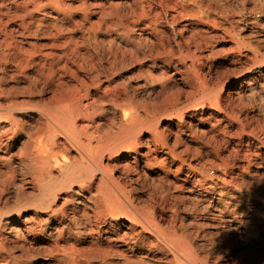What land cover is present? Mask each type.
Here are the masks:
<instances>
[{
    "label": "rangeland",
    "instance_id": "1",
    "mask_svg": "<svg viewBox=\"0 0 264 264\" xmlns=\"http://www.w3.org/2000/svg\"><path fill=\"white\" fill-rule=\"evenodd\" d=\"M157 1L158 0H149L150 7L153 10L156 9L160 11V14H163L161 16V19L162 17L163 19H160L161 21L160 23H157V25L159 24L158 27L162 28L164 31L163 33L166 37L164 36L163 39L168 37V40H164L166 47L163 51H161L160 55L153 57V55L150 56L149 52L146 51V55L148 54V57L145 58L146 60H144V63L149 66L153 65V67H149L152 75L155 76L151 80L152 82H154V80L156 81L152 83L149 80L147 89L149 90L150 88V90L153 91L149 92L147 95H143V93L132 89V87L137 82H143L141 77L136 80L131 79L132 81H128L126 77L127 75L129 76L137 72L138 64L136 62L133 63V60H129L130 62L128 61V68L126 67L125 69H123L124 67L119 68L120 63L117 62L113 71L114 73L118 72L121 76H124V81H127L126 83L131 84H127L128 91L135 99L138 98L137 100H141L147 98L146 100L152 103H160L162 99H167L166 101L171 105H168L165 108L160 107L161 109L157 108L155 112L151 111L152 113L150 114L151 116L154 115L152 117V120H154H151L150 126H146L147 131L145 125H140L142 127L138 126V128H134L135 130L133 129L134 132L131 133L133 134L131 137H135V140H132L133 137L132 139L130 137L129 139L127 138L126 140L124 139V141H122L123 138L121 137L126 135V133L123 132V129L121 128V124L125 118H119L118 125L115 129V135L118 137V141H121L117 144H123H121V146L117 145L118 152L116 151L110 155L105 153L106 159L104 160V162H107L108 159L110 162L113 161L112 163L114 164V168L112 170V174L119 183L117 184V192L119 193H117V195L119 199L123 198L124 203L127 204L132 202L131 205H137L136 207L140 208L145 215L149 216V218L151 216V218L162 228H160L161 230L166 231L167 233L170 232V234H173L174 231L176 234L180 233L178 234L180 238L184 237V239H187V241L191 242L194 250L198 255L200 254V258L203 259L207 264H264V0H194L195 4L192 1L194 7L191 5L192 3H190L191 1L188 3V1L186 2L185 0H162L160 1V5H158ZM170 2H173L175 5H173V3L171 5ZM180 3L184 6H181ZM185 5L192 7L193 10L195 8L196 11L194 10L193 15L191 12L186 11V9H182L186 7ZM177 11H181V13H178ZM171 14H174L175 16L173 15L174 17H172ZM191 25H196V29L200 31L195 32L197 37L200 34L198 38L196 37V47L192 45L190 46V48H192L191 50H195L196 56L193 69L191 70L194 82H192L189 77H187V71L184 69V65H182L184 62L185 65L189 64L188 60L185 59L187 54L185 51V44L187 43V37H189L188 34L190 33V30L188 29H190ZM113 35L114 33L112 36ZM103 37V41L100 43L98 42L99 46L96 49L98 52L95 50V52H93L95 54H93L87 51H80V57H78L77 55L68 51L69 54L68 52L66 53V62L68 61L67 63L74 67L79 66L81 63L83 69L85 68L86 70H90V67L95 65L96 67H94L97 68V70L103 71L104 73V71H106V66L109 65L106 59L111 58L110 56L113 55V51L117 56V60L120 59V57H122L120 56L122 53L121 51L126 45L121 41V39H116L117 43L119 42V46L117 48L116 42L112 46V44L106 40L108 35L105 34V36H102V38ZM30 39L33 42L36 41L35 44L38 43L37 46L39 47H35L36 50L40 48H43V51L46 52L50 50L48 49L49 47L40 45H43L45 41L48 42V38L46 40L41 35H35ZM166 41H171L170 43L176 49L178 46L175 44L179 43L181 46H179V50L174 52L176 54H174L172 58L173 61H176V56L180 53L182 55L181 59L177 60L176 62L174 61L175 64L172 62L173 65L167 63L169 54ZM107 42L109 44H107ZM101 44L103 46H100ZM108 46L111 48H108ZM102 48H107L109 49L108 52H110L108 53L106 52L107 49L103 50ZM165 51L168 55H166ZM163 52L164 55L162 54ZM129 54L130 53L127 52L123 55L128 57ZM105 55H109V57L106 56V58ZM90 57H93L94 60H92L93 58L91 59ZM95 58L100 59L96 60ZM128 58L130 59V57ZM47 62L48 58L45 59L46 64ZM81 65L80 67H82ZM160 70L161 72L165 70L168 73L173 71L171 73L173 78L171 77L167 80L165 78L167 75H161ZM156 72L159 74V77L157 76ZM79 73L81 74V72ZM100 74L101 73H99V81H101L100 84H103L104 77L102 74ZM92 75L95 76L94 73ZM163 77L165 79H163ZM156 79H159V82H157ZM242 80L244 82H242ZM6 83L10 85L9 81ZM154 90L159 93L156 94L157 92ZM138 95H140V97ZM18 98L22 99V97ZM33 99L39 100L41 97L36 96ZM169 99L175 100L170 101ZM176 108L181 109L178 111ZM90 112L91 107L82 109V115L79 117V119H77V124L79 125L78 128L80 127L78 131L80 133L81 141L85 143H87L86 141L89 142L88 146L91 148L92 154L94 150L93 159H95V155L97 156V154L100 152L101 142L98 139V136H100L103 132L99 131L100 129L95 128L94 126L92 127L87 125L84 119L80 120L82 116L87 117ZM190 113H193L194 117V120L192 121L193 125L191 126L186 123L187 115ZM178 118L183 120V125L179 130L180 132L178 139L175 140L172 134V131H175V128L173 127L172 123L177 121ZM155 122L157 124H155ZM152 123L153 125H156V128L160 132V135H158L156 138L153 136V133L156 129H154L155 126H153ZM32 129L30 131H32ZM136 132L139 133L134 135ZM25 139V136L21 135L13 142V144L8 149V152H10L9 154H11L12 161H7V159H4L5 161L3 160L1 164V170L3 169L2 171L4 174L3 176L0 175V177H2L0 178V183H3L0 184V194L2 196H0V200L2 199L1 201L3 202L2 203L0 201V215H2L0 216V221H3L4 223L2 222V224H0V232L3 233H0V237L2 236L3 239L2 240L0 238V264H71L70 258L74 257V254L69 253L70 250L65 248L66 242L64 240L75 243V247L79 248L78 251H80V258L83 257L82 255L85 256L86 250L89 246L88 243L84 242L87 237L83 234V236L79 235L76 229L83 230L87 226V220L84 215L85 213L87 214V212L88 214H91L89 208L91 203L86 202L85 204L88 208L84 209L85 213L83 212L80 214V212L83 211V209L81 210L80 208L77 211L78 213H75V219L71 220L69 216L71 215L72 209L70 208L76 206L78 204L77 202L80 201L83 196H88L89 193L91 195L97 194L99 180L96 179L100 176V173L95 170L92 172L91 177L85 179V182L82 181L81 183L76 181L77 183H74L75 181L73 180L72 182L71 180V182L67 181L65 185H62L64 177L82 171L87 168V166H92V162H89L91 160L85 158L81 151H78L79 149L75 143L72 141L71 143L66 137H64V135L59 133L58 139L61 141V143L64 142V139L67 141L66 143L64 142L66 146L62 143V145L59 146L60 149L59 147L55 149L57 154V162L59 163L60 160L66 161V165H61V170H66V174L59 170L58 163L54 161L51 167V176L44 177L42 181H37L36 177L38 175L32 172L34 171L33 168L26 166V164L20 163L18 160L19 153L23 151V141H25ZM127 140L136 143L137 152H131L127 149H120L123 145L130 143V141ZM146 143H150L147 145L149 146L148 148ZM155 146L157 148L154 152L151 149ZM62 148L66 149V153ZM148 149H150V154L146 153L145 156V152ZM3 152L4 150H0V153H2L4 156L5 154ZM126 152L130 153L129 157H125V155H127ZM144 158L147 160H144ZM160 160L162 161L160 162ZM241 163L243 164L242 166L240 165ZM8 164H13V166ZM243 169L244 171H242ZM4 170H7L8 173ZM10 171L12 172L9 173ZM3 178H5L7 182L4 183L5 180H3ZM51 179L55 180L52 181ZM32 180H35V183ZM86 181L90 182V189L88 188L90 191L86 190L85 188L79 190V185L86 184ZM59 182L61 187H56V189H58L56 191V198L58 201L56 200L52 202L51 207L56 206L59 208L61 205L58 206V204L62 202V198H64L65 193L69 191V194L70 192L72 194V200L70 199L71 201L69 200L70 202L68 201L64 207V211H66L65 213L67 214L66 218L69 219V228H71L70 236L68 239H65L66 237L64 233L62 237L65 238H61V240H59L60 238L54 239L47 235L46 225L53 221H50L48 218V215L50 214V208H41L37 205V200H33V198L38 199V197H40L39 195L42 193V187L44 184L47 183L51 184V186H54ZM32 184L35 186L33 187ZM1 185H3V187H1ZM7 187L8 189H6ZM67 187H70L69 190ZM63 188H65V190ZM188 188H190L191 191ZM122 189L125 192L122 191ZM15 191L16 193L19 192L17 193L19 198ZM38 191L40 192L39 194ZM79 191L82 192L80 193ZM21 192L23 193V196H20L22 194ZM187 193H193L192 195L195 197L197 196L196 198L198 199H187ZM234 194H243L244 198H242V200H239V198L238 200H235L233 199ZM248 194L251 195L249 196ZM5 195L8 197L7 200L6 198L4 199ZM247 195L249 196L248 198H246ZM125 196L127 200L124 198ZM194 201L197 202L195 203ZM225 208L234 209L237 212V218L230 221L229 219L231 218L225 217L224 214L217 215V210L219 211ZM128 209H130L129 206ZM46 213L48 214L46 215ZM32 215H34L33 217L36 220L32 217ZM36 215L37 217H35ZM22 217L33 219L27 220L25 222L23 221ZM38 218L39 220H37ZM40 219H45L46 221L44 220V222ZM4 220H9L8 224L4 225ZM117 220L118 222L120 221V219ZM236 221H241L243 223L242 226H240ZM38 223H40L43 228L40 227L41 225L39 224V226ZM33 224H36V226ZM96 224H100L99 227L101 229L103 228L101 223ZM10 225L21 226L23 229L16 234L8 229ZM49 225H53V222ZM5 226L8 227L6 228ZM29 227H33L32 232L29 231ZM39 228H42L43 231L39 232ZM231 228H233V230ZM178 229L182 232H179ZM30 232L34 233L31 234ZM13 235H15L17 238ZM48 236L51 237V239L48 238ZM11 239L13 240L11 241ZM49 244L53 245L51 246ZM85 245L87 247H85ZM65 250L67 252H65ZM93 256L92 257L94 259L91 258L90 261L93 264H121V259L116 255L110 254L103 260L102 255ZM154 256H157L155 251L150 253L149 262ZM95 257L99 258L96 259ZM66 261L68 262L66 263ZM146 262L148 261L146 260ZM152 262L153 261H151V263Z\"/></svg>",
    "mask_w": 264,
    "mask_h": 264
},
{
    "label": "bare ground",
    "instance_id": "2",
    "mask_svg": "<svg viewBox=\"0 0 264 264\" xmlns=\"http://www.w3.org/2000/svg\"><path fill=\"white\" fill-rule=\"evenodd\" d=\"M144 1L143 0H0V150H4L3 153L5 154L3 156L2 153H0V175L3 176V174H4L2 171L3 169L1 170L2 161L4 159L5 160L7 159V161L11 160V154H9L10 152H8L9 147L13 144V142L19 136L24 135L26 139H25V141H23L24 143L22 142L24 145L23 151H21V153H19V155H18L19 162L26 164V166L33 168L34 171H32V172L36 173L38 175L36 177L37 181H39V180L42 181L44 177H50L52 174L51 173L52 164L54 163V161L56 163H58L57 162V154H56L55 149H57V147L61 146L62 143L64 144V142L66 143V141H67L64 139V142L61 143V141L58 139L59 133L64 135V137H66L70 142L72 141L73 143H75V145L79 149L78 151H81L83 156H85V158H87L88 160L90 159L91 161H89V162H92V164H91L92 166H87V168H85L82 171H79L77 173L71 174L70 176L64 177L62 185H65L67 181L71 182V180H72V182L74 180L75 181L74 183H77L78 181L81 183H82V181L85 182V179L86 178L88 179L89 177H91L92 172H94L95 170H97L100 173V176L98 175L99 177L96 179V180H99V182L97 181L98 182L97 194L91 195L89 193L88 196H83L81 198V200L77 202L78 204L76 206H74L73 208L72 207L70 208V209H72L71 215L69 216V218L71 220V219H75V213L80 208H81V210L83 209V211L80 212V214H82L84 212V209L88 208L85 204L86 202L91 203V205L89 207L91 214L90 213L88 214V212L86 214L84 212L85 213L84 216L86 217V220H87V224H86L87 226L83 230L76 229L77 233H79V235H81V236L85 235L87 237L86 239L84 238L85 239L84 242L88 243L89 246L86 250L85 256L81 254L83 257L80 258V256H79L80 251H78L79 248L75 247V245H74L75 243L74 242L71 243L68 240H64L66 242V243L64 242L65 248L70 250L69 253L74 254V257L70 258L71 264H93L90 262L91 258L94 257L93 255H96V256L102 255V257H103L102 260H103L106 256H108L110 254L116 255L118 258H120L121 264H207L203 259L200 258V256H199L200 254L198 255L197 252L194 250L191 242L187 241V239H184V237L180 238V236L178 235L180 233L176 234V232L174 231L175 229L173 230L174 231L173 234H170V232L167 233L166 231L161 230L162 228L158 225V223L156 221H154L151 218V216L149 218V216L145 215L140 208L136 207L137 205L136 206L131 205L132 204L131 201H130L131 203L126 204V203H124L123 198L119 199V197L117 195V193H118L117 192V190H118L117 184H119V183L116 181V179L114 178V176L112 174V170L114 168V164L112 163L113 161L110 162V160L108 159L107 162H104V160L106 159L105 153L110 155L116 151L118 152L117 145L121 146V144H123V143L117 144L119 141H118V137H116V135H115V129L118 125L119 118H123V117L125 118L121 124V128L123 129V132L126 133V135L124 137L123 136L121 137V138H123L122 141H124V139L125 140L127 138L129 139L131 137V135H133L131 133H133L135 130L134 128H136V127L138 128V126L142 127L145 125L146 131H147V127L150 126L152 117L154 116V115L151 116L150 113H152L153 111L155 112L157 108H160V107L165 108L166 106L171 105L166 101L167 99H162V101L160 103L149 102L146 100L147 98L141 99V100H137L138 98L135 99L133 97V95H131L130 92L128 91L127 84H130V83H126L127 81L125 82L123 79L124 76H121L118 72L114 73V71H113V69L115 68L114 66L117 62L120 63L119 68L124 67L123 69H125L127 67L128 61L133 60V63L136 62L138 64L137 72L132 74V75H129V76L127 75L126 77H127L128 81L131 79L136 80V79H139V77H141L143 82L141 81V83L137 82L135 85L133 84L134 86L132 87V89L143 93V95L144 94L147 95V94H149V92L153 91V90H150V88H149V90L147 89L148 81L150 80V82H152L151 79H153V77H155V76L152 75L151 70L149 69V67L150 66L153 67V65L149 66V65H146L144 63V60H146L145 58L148 57L147 56L148 54L146 55V51L149 52L150 56L153 55V57L160 55L161 51H163L164 48L166 47L165 46L166 43H164V40H166V39L168 40V37L166 39H163V37L165 36L163 33L164 31L162 28L158 27L159 24L157 25V23H160V21L163 19V17L161 19V16L163 14H160V11H158L156 9L155 10L151 9L149 0H147L148 2L147 1L144 2ZM160 1H162V0L157 1L158 5H160ZM175 1H177V0H175ZM181 1H183V0H181ZM185 1L186 2L188 1V3H189V1H191L190 3H192V1H193V3H194V0H185ZM164 2H162V3H164ZM172 3H171V5H172ZM193 3L191 5H193ZM166 4H167V2H166ZM168 5H169V3H168ZM173 5H175V4L173 3ZM181 6H184V5L181 4ZM193 7H194V5H193ZM182 9L183 10L186 9V11L191 12L192 15L194 14V10H195V8L193 10V8L189 7V6H186ZM178 13H181V11ZM173 15H172V17L175 16V15L174 16ZM191 17H193V16H191ZM172 19H174V18H172ZM195 23H196V21H195ZM186 24H184V25H186ZM190 24H191V22H190ZM195 26L191 25L190 29H188V30H190V33L188 34L189 35V37H187L188 39L186 38L187 43L185 44L186 45L185 51L187 52L185 59L188 60L189 64L185 65V62L182 64V65H184V69H186V71H187V77H189V79L192 82H194V80H193V74H192L191 70L193 69V65H194V61H195L196 56H195V50H191L192 48H190V46L192 45V46L196 47L195 41H196L197 36H196L195 32L199 31L198 29H196ZM135 30H137V31H135ZM182 30H184V29H182ZM199 32H198V34H199ZM113 33H114V35L112 36ZM105 34L108 35V38H106V40H108L109 43L112 44V46L116 42V45L118 48L119 42L117 43L116 39H121V41L124 42V44L126 46L123 47L122 51L119 50L122 52L120 55L122 57L119 56L120 59L117 60V56L115 55L114 51L112 52L113 55L110 56L111 58L106 59L107 62L109 63V65L106 66V68H105L106 71H104V73H103V71L97 70V68H95L96 67L95 65H94L95 67L91 66L90 70L89 69L86 70L85 68H84L85 69L84 70L80 61H79V63L82 67H80V65L76 66L77 64L75 65L76 67H74V66H71L69 63H67L68 61L66 62V53L68 51L77 55L78 57H80V53L82 51H87L90 53L95 52V50L99 46L98 42L100 43L103 41L104 37L102 38V36H105ZM180 34H181V32H180ZM35 35L36 36L41 35L46 40H47V38L49 39V40H47L48 42L45 41V43L43 45L40 44L41 46L49 47L48 49H50V50L48 52L43 51V48L36 50L35 47H39V46H37L38 43L35 44L36 41L33 42L30 39ZM199 35H198V37H199ZM106 40H104V41H106ZM171 41H168V42L166 41L169 55L166 52L167 48H166L165 52H166V55H168V59H167L168 64H172V62L174 63L175 60L173 61V59H172L173 55L176 54L174 52L179 50V46H180L178 43V44H175L176 46H178V48L177 49L174 48L173 45L170 43ZM176 41H175V43H176ZM173 42H174V40H173ZM40 43H43V42H40ZM109 43L107 42V44H109ZM100 46H103V45L101 44ZM109 47L110 46H108V48ZM121 47H122V45H121ZM102 49L105 50L107 48H102ZM98 50H100V49H98ZM108 50L109 49H107L106 52H108ZM69 52H68V54H69ZM127 52L130 53L128 56V57H130V59L128 57H126V55H123ZM93 54H95V53H93ZM162 54L164 55V52ZM90 55L93 56L92 54H90ZM67 56H69V55H67ZM70 56H71V54H70ZM89 56H88V58H89ZM106 56L109 57V55H105V57ZM181 56L182 55L179 53L176 56L177 57L176 61L181 59ZM94 57H95V55H94ZM47 58H48V62L46 64L45 59H47ZM63 58H64V60H63ZM97 59H100V58H97ZM165 59H166V57H165ZM75 60H77V59H75ZM92 60H94V58ZM160 61H162V60H160ZM163 61H165V60H163ZM74 62H72V63H74ZM99 62H100V60H99ZM152 62H154V61H152ZM86 68H89V67H86ZM98 68H100V67H98ZM116 69H117V67H116ZM79 72H81V74ZM105 72L107 73V75ZM131 72H132V70H131ZM93 73L95 74V76L92 75ZM99 73H101L104 77V83L102 81L103 84H100L101 81H99V79H100ZM171 73H168L165 70L161 72V70H160L161 75L162 74H163V76L167 75V76H165V78L167 80H168V78L172 77ZM156 74H157V72H156ZM88 75H89V77H88ZM115 75H116V77H115ZM158 75L159 74H157V76ZM161 78H162V76H161ZM165 78L163 77V79H165ZM194 78H196V77H194ZM158 80H157V82H159ZM187 80H188V78H187ZM8 81L10 82V85L6 83ZM154 82H156V81L154 80ZM154 82H152V83H154ZM160 82H161V80H160ZM242 82H244V81L242 80ZM171 83H172V81H171ZM189 84H190V82H189ZM158 86H159V84H158ZM165 86H166V84H165ZM162 87H163V85H162ZM163 88H161V89H163ZM155 92H157V91H155ZM158 93L159 92H157L156 94H158ZM36 96L41 97V99H39V100L33 99ZM43 96H46V97H43ZM138 96L140 97V95H138ZM18 97H22V99H20ZM163 97H164V95H163ZM171 100L174 101L175 99L174 100L171 99ZM87 107H91L90 114L87 117L82 116L80 118V120L84 119V121L87 125L92 126V127L94 126L95 128L100 129L99 131L103 132L100 136H98V139L101 142L100 143V152L97 154V156L95 155V159H93L94 150H93V154H92L91 148L88 146L89 142L86 141L87 143H85V142L81 141L80 133L78 131L80 127L78 128L79 125L77 124V119H79V117L82 115L81 110L84 108H87ZM179 109H181V108H178L177 110L179 111ZM175 113L178 114L177 112H175ZM193 120H194L193 113H190L189 115H187L186 123L189 126L193 125L192 124ZM156 122H155V124H157ZM173 122H174V120H173ZM79 123H80V121H79ZM84 124H81V125H84ZM140 125H142V126H140ZM152 125H153V123H152ZM152 125H151V127H152ZM172 125L175 128V131H172V134H173L175 140H177L179 137V132H180L179 130L181 129V126L183 125V120L178 118L177 121L172 123ZM153 126H155L154 129H156L155 132L153 133L154 134L153 136L156 138L158 135H160L159 134L160 132L156 128V125H153ZM95 128H94V130H95ZM31 129H32V131H30ZM91 130H92V128H91ZM152 130H153V128H152ZM138 133L139 132H136V134L134 133V135H137ZM38 134H40V135H38ZM121 135H123V134H121ZM132 137H131V139H132ZM83 138H84V136H83ZM152 139H153V137H152ZM132 140H135V137H133ZM84 141H85V139H84ZM127 141H130V140H127ZM150 143H146V146ZM148 147L149 146H147V148ZM74 148H75V146H74ZM156 148L157 147L155 146L151 150L155 152ZM59 149H60V147H59ZM62 149H64V148H62ZM120 149L121 150L127 149L128 151L135 152L136 151V143L130 141L129 144L123 145L122 148H120ZM64 150H65L64 152L66 153V149H64ZM149 152H150V149H148L145 152V156H146V153H149ZM126 153H127V155H125V157H129L130 153L129 152H126ZM67 155H69V154H67ZM145 158H144V160H147ZM70 159H71V157H70ZM161 161L162 160H160V162ZM9 163H11V162H9ZM59 163H58L59 170L66 174V170L65 171L61 170L62 166H63L62 164L66 165V161L60 160ZM8 165H11V164H8ZM240 165L242 166L243 164L241 163ZM259 165H261V164H259ZM5 166H4V168H5ZM11 166H13V164ZM123 166H125V165H123ZM255 166H256V164H255ZM117 167H119V166H117ZM243 168H244V166H243ZM10 169H12V168H10ZM244 169L242 171H244ZM7 170H4V171L7 172ZM11 172L12 171H10L9 173H11ZM55 172H54V174H55ZM96 177H94V178H96ZM0 178H2V177H0ZM5 178H3V180H5L4 183L7 182ZM91 179H93V178H91ZM53 180H55V179H53ZM24 181H25V179H24ZM29 182H31V181H29ZM239 183H241V182H239ZM0 184H3V183H0ZM6 184H8V183H6ZM19 185H20V183H19ZM32 185H33V187L35 186L34 184H32ZM57 186L61 187L60 182L54 186L53 185L51 186V184H47V183L44 184L42 187V193L39 195L40 197H38V199L33 198V200L34 201L37 200V205L41 208H43V207L50 208V210L48 209L50 211L48 218L50 221L53 220L52 221L53 225H49L52 222L46 225L47 235L51 236L54 239L60 238L59 240H61V238H65V237H66L65 239H68V237L70 236V231H71L70 229L71 228H69V222H68L69 219L66 218L67 214L65 213L66 211H64V209H65L64 207H65L66 203L71 199L72 194H71V192L69 194V191L65 193L64 198H62V202H60L61 204L57 203L58 206L61 205L59 208H57L56 206L51 207V205H52L51 203L57 200V198H56V196H57L56 191L58 190V189H56ZM67 186H68V184H67ZM89 186H90V182L86 181V184H81V185H79L78 188H80L79 190H82L84 188L86 190H89L90 189ZM1 187H3V185H1ZM69 188L67 187L68 190H69ZM4 189H5V187H4ZM6 189H8V187ZM31 189H33V188H31ZM63 189L65 190V188H63ZM188 189L190 190V188H188ZM16 191H17V189H16ZM16 191H15V193H16ZM60 191H62V190H60ZM122 191H124V190L122 189ZM19 192H20V190H19ZM19 192H17V193H19ZM12 193H14V192H12ZM23 193H24V191H23ZM23 193L20 196H23ZM39 193L40 192L38 191V194ZM95 193H96V191H95ZM192 194L187 193L186 198L189 200H192L195 198L197 200L198 199V198H196L197 196L195 197ZM12 195H14V194H12ZM121 195H123V194H121ZM184 195H185V193H184ZM248 195L250 196L251 194H248ZM248 195L246 196V198L249 197ZM0 196H1V194H0ZM5 196H4V199L6 198V200H7L8 197L7 196L5 197ZM126 196L124 198H126ZM18 198H19V195H18ZM179 198H180V196H179ZM238 198H239V200H242V198H244V195L243 194H241V195H235L234 194L233 199L238 200ZM126 200H127V198H126ZM126 200H125V202H126ZM74 201H76V200H74ZM127 202H129V201H127ZM194 202L196 203L197 201H194ZM88 206H89V204H88ZM128 206L130 207V209H128ZM221 210H219V211L217 210V213H218L217 215L224 214L225 217L231 218V219H229L230 221L232 219L235 220V218H237L236 217L237 212L234 209L225 208V209H221ZM87 211H88V209H87ZM214 213H215V211H214ZM47 214L48 213H46V215ZM254 214H256V213H254ZM16 215H17V213H16ZM0 216H2V215H0ZM33 216L34 215H32V217ZM120 216H122V217H120ZM220 216H222V215H220ZM23 217H25V216H23ZM35 217H37V215ZM33 218H30V219H33ZM30 219L23 218V221L26 222L27 220H30ZM117 219H120V221L118 222ZM37 220H39V218ZM40 220L44 221L45 219H40ZM240 220H241V218H240ZM8 221L9 220L5 221L4 225L8 224ZM2 222L0 221V224H2ZM94 222H95V225H94ZM236 222H238L240 226H242V224H243L241 221H236ZM40 223H42V222H40ZM40 223H38V225ZM75 223H76V220H75ZM96 223H101L103 225V228L101 229L99 227L100 224L98 225ZM36 224L35 225L33 224V225L36 226ZM44 224H46V223H44ZM33 225H31V226H33ZM213 225H215V224H213ZM26 227H28V226H26ZM40 227H42V225ZM137 227H138V229H137ZM29 228H28V230H29ZM42 228H39V232L43 231ZM8 229H10L11 231H13L14 233L17 234L23 229V227L17 226V225H10ZM231 229L233 230V228H231ZM24 231H25V229H24ZM29 231L32 232L33 227L30 228ZM178 231H179V229H178ZM33 233H31V234H33ZM64 233H65V237H62L64 235ZM74 233H75V231H74ZM1 234H3V233H1ZM21 235H22V233H21ZM13 236H15V235H13ZM49 236H48V238L51 239V237H49ZM186 237H187V235H186ZM0 238L2 239V236ZM45 238H47V237H45ZM12 240L13 239H11V241ZM189 240H190V238H189ZM49 245H51V244H49ZM55 247H58V246H55ZM85 247H87V246L85 245ZM35 248H36V246H35ZM59 248H60V245H59ZM26 251H28V250H26ZM82 251H83V249H82ZM153 251L156 252L157 256H154L152 258L150 257L152 259L151 261H153L151 263V261L149 262V260H150L149 255ZM65 252H67V251L65 250ZM53 253H54V251H53ZM60 257H62V256H60ZM97 258H99V257H97ZM146 260L148 262H146ZM67 262L68 261H66V263Z\"/></svg>",
    "mask_w": 264,
    "mask_h": 264
}]
</instances>
